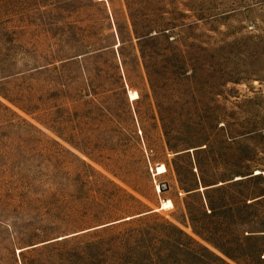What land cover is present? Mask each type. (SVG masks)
Wrapping results in <instances>:
<instances>
[{
    "label": "rangeland",
    "instance_id": "rangeland-1",
    "mask_svg": "<svg viewBox=\"0 0 264 264\" xmlns=\"http://www.w3.org/2000/svg\"><path fill=\"white\" fill-rule=\"evenodd\" d=\"M0 264H264V0H0Z\"/></svg>",
    "mask_w": 264,
    "mask_h": 264
},
{
    "label": "bare ground",
    "instance_id": "bare-ground-1",
    "mask_svg": "<svg viewBox=\"0 0 264 264\" xmlns=\"http://www.w3.org/2000/svg\"><path fill=\"white\" fill-rule=\"evenodd\" d=\"M171 206H172L171 201H168L167 203H165V207H171Z\"/></svg>",
    "mask_w": 264,
    "mask_h": 264
},
{
    "label": "water",
    "instance_id": "water-1",
    "mask_svg": "<svg viewBox=\"0 0 264 264\" xmlns=\"http://www.w3.org/2000/svg\"><path fill=\"white\" fill-rule=\"evenodd\" d=\"M164 188H165V187H164L163 185H161V190H164Z\"/></svg>",
    "mask_w": 264,
    "mask_h": 264
}]
</instances>
